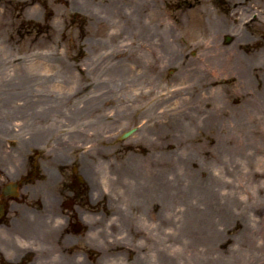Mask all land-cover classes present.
<instances>
[{"label": "rangeland", "instance_id": "rangeland-1", "mask_svg": "<svg viewBox=\"0 0 264 264\" xmlns=\"http://www.w3.org/2000/svg\"><path fill=\"white\" fill-rule=\"evenodd\" d=\"M212 41L238 64L213 83ZM33 98L35 133L160 205L185 264L264 262V0H0L4 148Z\"/></svg>", "mask_w": 264, "mask_h": 264}, {"label": "flooded vegetation", "instance_id": "flooded-vegetation-1", "mask_svg": "<svg viewBox=\"0 0 264 264\" xmlns=\"http://www.w3.org/2000/svg\"><path fill=\"white\" fill-rule=\"evenodd\" d=\"M8 108L34 131L16 136L24 148L0 143V264H185L171 250L178 239L160 205L128 196L126 183L95 179L76 155L61 154L51 133L41 139L34 98ZM44 120L50 127L55 117Z\"/></svg>", "mask_w": 264, "mask_h": 264}, {"label": "bare ground", "instance_id": "bare-ground-1", "mask_svg": "<svg viewBox=\"0 0 264 264\" xmlns=\"http://www.w3.org/2000/svg\"><path fill=\"white\" fill-rule=\"evenodd\" d=\"M204 13L209 14V11L205 10ZM242 62H243L242 67H245L246 66L245 61L242 60ZM233 65H236V66L238 65L235 62L234 58L221 55L220 48L215 44V42L212 41V83L214 82L215 69L220 70V71L224 69L229 70L233 68ZM242 72H245V70ZM230 73H234V72L230 71ZM242 78L244 79L246 78L245 73L242 74Z\"/></svg>", "mask_w": 264, "mask_h": 264}, {"label": "water", "instance_id": "water-1", "mask_svg": "<svg viewBox=\"0 0 264 264\" xmlns=\"http://www.w3.org/2000/svg\"><path fill=\"white\" fill-rule=\"evenodd\" d=\"M232 41V37L227 36L226 37V42L230 43ZM137 128H132L131 130L127 131L124 135L123 138H127L129 137L131 134H133L134 132H136Z\"/></svg>", "mask_w": 264, "mask_h": 264}]
</instances>
